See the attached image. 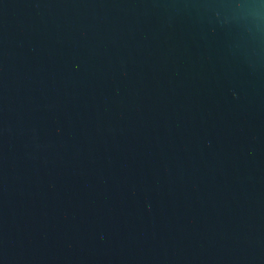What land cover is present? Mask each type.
I'll use <instances>...</instances> for the list:
<instances>
[{
	"label": "water",
	"instance_id": "obj_1",
	"mask_svg": "<svg viewBox=\"0 0 264 264\" xmlns=\"http://www.w3.org/2000/svg\"><path fill=\"white\" fill-rule=\"evenodd\" d=\"M0 264H264V0H0Z\"/></svg>",
	"mask_w": 264,
	"mask_h": 264
}]
</instances>
